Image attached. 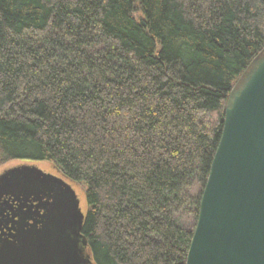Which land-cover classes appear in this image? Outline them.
Here are the masks:
<instances>
[{
	"label": "trees",
	"instance_id": "trees-1",
	"mask_svg": "<svg viewBox=\"0 0 264 264\" xmlns=\"http://www.w3.org/2000/svg\"><path fill=\"white\" fill-rule=\"evenodd\" d=\"M264 0H0V166L84 187L94 264H186Z\"/></svg>",
	"mask_w": 264,
	"mask_h": 264
},
{
	"label": "water",
	"instance_id": "water-1",
	"mask_svg": "<svg viewBox=\"0 0 264 264\" xmlns=\"http://www.w3.org/2000/svg\"><path fill=\"white\" fill-rule=\"evenodd\" d=\"M85 218L66 177L0 172V264H94ZM186 264H264V48L230 90Z\"/></svg>",
	"mask_w": 264,
	"mask_h": 264
},
{
	"label": "rangeland",
	"instance_id": "rangeland-1",
	"mask_svg": "<svg viewBox=\"0 0 264 264\" xmlns=\"http://www.w3.org/2000/svg\"><path fill=\"white\" fill-rule=\"evenodd\" d=\"M23 162L34 163L46 171H49L52 173H59L57 168L54 166V164H52L49 161H23V160H13V161H10V162L0 166V172L8 166L23 163ZM73 185L77 191L78 196L81 199V207H82L83 211L86 213V211L88 209V204H87L86 197H85L84 187L82 185L76 184L74 182H73Z\"/></svg>",
	"mask_w": 264,
	"mask_h": 264
},
{
	"label": "flooded vegetation",
	"instance_id": "flooded-vegetation-1",
	"mask_svg": "<svg viewBox=\"0 0 264 264\" xmlns=\"http://www.w3.org/2000/svg\"><path fill=\"white\" fill-rule=\"evenodd\" d=\"M43 169V168H42ZM46 171V170H45ZM49 172V171H48ZM52 173V172H51ZM54 174H57V175H59V176H61L62 174H60V173H54ZM63 176V175H62ZM67 181H69V182H71L70 180H68L67 179ZM71 184L73 185V182H71ZM73 187H74V185H73Z\"/></svg>",
	"mask_w": 264,
	"mask_h": 264
}]
</instances>
